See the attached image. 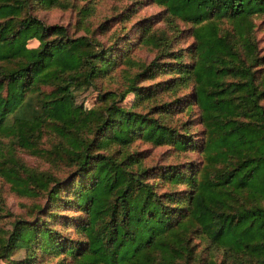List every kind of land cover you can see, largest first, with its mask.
I'll return each mask as SVG.
<instances>
[{
    "label": "trees",
    "instance_id": "obj_1",
    "mask_svg": "<svg viewBox=\"0 0 264 264\" xmlns=\"http://www.w3.org/2000/svg\"><path fill=\"white\" fill-rule=\"evenodd\" d=\"M153 1L165 20L143 36L153 57L85 107L76 92L134 62L128 44L32 10L63 0H0V135L13 145L0 173L45 198L0 229V264L38 251L63 254L58 264H264V0ZM177 20L189 25L186 47L172 45ZM137 139L199 157L147 165ZM18 148L65 173L29 166Z\"/></svg>",
    "mask_w": 264,
    "mask_h": 264
},
{
    "label": "rangeland",
    "instance_id": "obj_2",
    "mask_svg": "<svg viewBox=\"0 0 264 264\" xmlns=\"http://www.w3.org/2000/svg\"><path fill=\"white\" fill-rule=\"evenodd\" d=\"M65 6H34L32 8L34 14L42 18L46 23L58 22L66 25L72 33H91L100 40L105 46L111 43H119L122 47L123 44H128V51L126 52L134 62L129 64L120 63L109 73L99 78L95 85L86 86L76 92L77 102H81L85 107L94 105L97 101L98 88L102 89H118L123 88L125 85V69L130 71L135 70L139 64L148 62L152 57L156 48L143 40V36L147 31H154L161 29V26L165 24V20H161L158 14L161 6L155 3L153 0H63ZM85 7L87 13L80 11ZM158 16V17H157ZM153 17V18H152ZM151 19H155L152 21ZM257 22L261 21V17L256 19ZM146 25H149L145 28ZM184 21L177 20V30L170 31L169 33L175 35L172 42L173 47H186L190 41V34H184L186 27ZM180 31V32H179ZM257 37L260 46L264 50V24H260L257 27ZM36 39H31L29 45H35ZM185 52V51H184ZM187 59V57H184ZM178 91L175 94L170 93L173 97L183 93ZM165 99L168 97L164 96ZM134 97L133 93L129 92L125 99L122 101L128 105L132 104ZM264 102V100L262 101ZM141 108V106H139ZM145 109V108H141ZM199 126L195 125V132H198ZM0 135V142H8L7 148H3L0 152V161H3L1 154L13 152V145L9 136ZM45 145H49L46 139H44ZM11 146L10 150L8 148ZM133 147L144 151V161L147 165L165 164L169 161H188L189 159H197L199 157L196 150L187 149L186 151L174 152L168 148L167 144L154 145L150 142L137 139L133 143ZM17 155L23 160V162L29 164V166L37 167L39 169H47L60 171L61 165L53 164L46 158L31 154L25 149H16ZM10 154H8V157ZM6 159V157H5ZM1 167V166H0ZM65 173V170L58 172L57 174ZM56 174V175H57ZM25 182L21 181L16 188H12L10 181L0 173V203L4 202L6 209L9 212L0 215V229L10 227V220L15 216L24 214L29 206L34 202L43 203L45 198L33 197L30 195H24ZM166 189L168 184H164ZM181 187L178 185V188ZM2 198V199H1ZM31 207V206H30ZM73 211L64 210L61 213ZM2 212H0L1 214ZM60 220V217H59ZM24 251L17 249L10 257L19 259L23 257ZM63 254L54 255L43 254L38 251L29 264H58Z\"/></svg>",
    "mask_w": 264,
    "mask_h": 264
}]
</instances>
